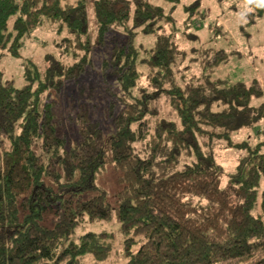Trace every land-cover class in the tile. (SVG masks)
<instances>
[{
	"label": "trees",
	"instance_id": "obj_1",
	"mask_svg": "<svg viewBox=\"0 0 264 264\" xmlns=\"http://www.w3.org/2000/svg\"><path fill=\"white\" fill-rule=\"evenodd\" d=\"M179 1L0 0V59H19L24 79L19 86L0 63V264L108 258L112 233L73 237L82 221L111 217L109 190L96 181L107 146L127 264H264V152L249 147L231 172L218 161L235 132L264 119V101L254 102L264 84L220 76L233 57L224 49L182 47ZM248 2L247 27L264 16L263 0ZM199 4L185 6L186 28ZM45 27L57 39L38 60L24 48ZM108 44L100 65L116 90L104 122L88 74L95 46ZM63 97L72 100L65 113ZM68 122L75 143L58 134Z\"/></svg>",
	"mask_w": 264,
	"mask_h": 264
},
{
	"label": "rangeland",
	"instance_id": "obj_2",
	"mask_svg": "<svg viewBox=\"0 0 264 264\" xmlns=\"http://www.w3.org/2000/svg\"><path fill=\"white\" fill-rule=\"evenodd\" d=\"M89 3L92 0H88ZM196 0H180L174 11V18L179 28L175 31V37L184 48H200V49H224L232 53V58L229 63H224L217 73L220 76H229L233 80H243L251 82L254 78H258L264 84V16L257 23L250 26H245L247 13L251 9L248 0H200L199 6L196 8L192 19L189 21V27H185L187 18L185 6L193 3ZM264 1V0H263ZM92 11V10H91ZM203 12L200 15L199 12ZM221 28L220 32L218 28ZM243 27L247 28L250 36L244 35ZM185 31L196 33L198 38L192 40H181V36ZM124 34L121 31H115L110 38L122 40ZM53 39H57V34L51 28L45 27L41 29L36 36L28 39L24 48L26 54L36 57L38 60L46 52L54 51ZM110 44L105 47L98 48L95 46L93 51L94 68L88 74L89 84L96 86L95 101L98 104L97 116L101 121L107 120L106 101L109 99V94L115 92L116 87H108V80H104L102 68L100 65L101 59L109 54ZM236 52L242 53V58L235 57ZM42 60V59H41ZM19 59L4 56L0 59V63L7 71L8 75L13 77L19 86L24 84V79L19 73L21 66ZM87 76V74H86ZM113 82V79H110ZM74 99V97H72ZM262 99L255 100L259 103ZM71 99L63 97L61 100V111L65 113ZM76 108L78 105L76 104ZM163 116H172L173 113L164 105ZM70 121V120H69ZM76 124H78L75 121ZM109 127V123L106 124ZM110 129V128H108ZM60 136L68 138L70 143L76 142L77 125L70 122L58 129ZM231 140L236 144L225 147L227 141L222 140L221 146L218 149V161L223 165L226 172H231L235 169L237 161L248 152V148L259 146L264 152V119L259 126H246L235 132ZM240 143H248L249 146H238ZM105 168L104 174L99 175L96 179L98 183H103L109 190L111 217L108 220H84L75 229L73 237H78L84 232H100L107 231L112 233V250L106 260L99 264H127V260L123 255L124 249V233L121 228V223L118 217L117 192L121 187L118 181V173L113 166V154L107 146L104 151ZM226 181V177L223 184ZM264 189L262 183L260 189ZM94 191H89L87 196H90Z\"/></svg>",
	"mask_w": 264,
	"mask_h": 264
}]
</instances>
